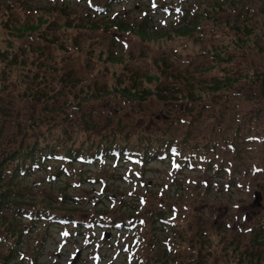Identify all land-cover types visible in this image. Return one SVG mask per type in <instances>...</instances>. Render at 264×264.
I'll list each match as a JSON object with an SVG mask.
<instances>
[{"label":"rangeland","instance_id":"rangeland-1","mask_svg":"<svg viewBox=\"0 0 264 264\" xmlns=\"http://www.w3.org/2000/svg\"><path fill=\"white\" fill-rule=\"evenodd\" d=\"M8 1L0 0V5ZM23 1L31 7L28 12L14 10L13 14L24 17L32 14L35 7H47L50 2H54L56 9L49 10L50 20H73L72 17L77 18L78 13L84 16L88 12V15L99 21L96 5H103L105 0ZM157 1L110 0L108 14L113 16L122 11L125 18L133 19L151 15L156 29L164 30L179 22L182 11H176V5L195 3L196 0ZM246 2L252 12L264 19V0ZM60 4H65L72 9L71 13L74 10L76 14L66 17L60 11ZM241 13L245 12L241 10ZM49 31H57L55 34L59 35L60 40L61 35L76 36L80 46L87 43L97 46L96 52L88 50L91 54L75 50L73 41L67 43L69 52L60 47L53 50V57L58 56L59 64L73 69L74 76L67 73L65 77H60L58 73L55 76H51V72L47 73L50 85H55L53 88L56 90L61 87L60 91L65 92V97L71 98L78 89L74 87L75 90L69 92L65 80H71L79 73L88 74L86 78L90 82L111 80L115 74L101 71L108 60L104 54L97 52L101 45L107 47L111 41L113 47L122 52L136 70L120 71L116 76L122 79L126 75L141 78L140 74L150 67V63L162 51L173 53L176 62L172 68L176 72H183L188 67L186 61H190L197 78L202 81L204 79L201 77H208L218 69L215 67L208 72H201L200 69L204 61L200 48L209 41L208 33L205 40L199 42L192 37L177 39L170 36L160 40L153 37L143 40L130 32L116 34L112 30L101 29L80 31L79 34L74 28L62 29L55 25ZM50 47L48 45V50ZM239 57L245 64L264 69V51H257L254 46L246 48L245 55ZM12 77L18 81L8 82L10 90L5 92L4 102H0V151L13 147L19 141V136H16L19 132L16 127L13 129L8 119L15 123L23 117L22 122H28L30 115L37 114L38 117V111L43 106L33 100L25 105L19 96L26 87L23 76L16 72ZM41 81L42 78L39 83ZM229 92L232 94V91ZM249 93H252L250 87L242 94L237 91L236 96H229L228 93L210 95L204 101H193L195 112L181 111L183 103L177 100L123 102L111 99L108 105L111 108L107 111L98 107L100 123H107V115H112L115 123H126L131 132L168 128V132H174V137L179 140L182 133L190 131L188 139H211L218 147L202 162L196 163L197 169L180 164L177 153L172 154V149L161 152L156 159L141 168L138 166L139 154L127 149L120 150L114 158L100 159L97 163L83 167L89 170L91 180L88 181L79 177L78 169L71 176L63 175L55 181H49L48 173L58 164L51 160L50 171L36 170L27 180L36 185V195L46 200L47 196L60 195L64 190L75 197L66 203V208L71 209L74 217L61 213L56 215L58 217L51 224V221L45 220L33 226L26 220L20 251L7 264H70L78 249L80 252L74 264H264V233L253 239V230L264 223V98L260 95L246 98ZM51 98L53 104L50 106L58 103L56 97ZM70 98L65 99L68 101ZM93 104L98 106L97 101ZM14 105L17 106L16 114L20 116L13 113ZM213 109L216 115L210 114L214 112ZM38 129L39 125L34 123L29 132L38 134ZM125 131V128L120 129V135ZM210 159L211 168H208ZM78 166V163L74 164L75 169ZM141 169L145 172L143 176L136 172ZM256 190L261 195L258 203L254 201ZM97 208L106 210L98 214L102 218L98 221L89 220L96 217ZM158 212H161L160 216ZM78 221H83V224ZM117 221L121 224L117 225ZM46 225L50 227L42 239L41 234ZM105 232L110 236L106 237ZM9 247L8 242H0V255ZM166 249L167 256L160 257L166 253ZM35 255L36 261L33 262Z\"/></svg>","mask_w":264,"mask_h":264},{"label":"trees","instance_id":"trees-1","mask_svg":"<svg viewBox=\"0 0 264 264\" xmlns=\"http://www.w3.org/2000/svg\"><path fill=\"white\" fill-rule=\"evenodd\" d=\"M246 1L196 0L195 3L176 5L175 10L182 11L179 22L165 27L164 30L156 29L151 15H143L139 19L125 18L122 11L113 16L109 15L110 0H105L103 5H96L97 13L100 14L99 21L88 15V12L84 16L78 13L77 18L72 17L73 20L69 18L62 21L57 18L50 20L48 13L49 10L56 9L54 2H50L47 7H35L33 15L28 14L24 17L13 14L14 10L28 12L31 8L30 5L26 6L23 0H9L0 5V102H4L5 92L10 90L8 82L18 81L12 77V74L17 72L23 76V82L26 84L22 89V95L19 94L23 98L22 102L26 105L29 100H33L43 104L38 111V117L37 114L30 115L28 122L23 123L21 120L23 117L17 119L15 123L8 119L13 129L16 127L19 132L16 133L19 141L13 147L0 151V242L10 244L9 249L0 255V264H7V261L20 251L26 220L33 226L37 222L44 223L45 220L51 221V224L58 217L56 215L61 213L73 216L71 209L66 208V203L75 197L64 190L60 195L47 196L46 200L36 195L34 190L36 185L27 180V177L36 170L50 171L52 161L58 164L48 173L49 181H55L63 175L71 176L77 169L79 177L88 181L91 180L89 170L83 167L97 163L100 159L114 158L124 149L140 155L138 159L140 168L150 160L156 159L161 152L166 153L171 149L177 152V161H180V164L185 167L190 165L193 169H197V162H202L212 154L218 144L211 139L200 141L195 137L192 141L188 139L190 131L182 133L178 140L174 137V132H168V128L139 129L131 132L126 123H115L112 115H107V123H100L98 107L102 111L104 109L107 111L111 108L108 107L111 99L123 102L126 100L142 102L147 99L163 102L177 100L183 103L181 111L195 112L193 101L202 99L204 101L213 94L228 93L229 96H236L237 91L242 94L249 87L252 93L247 94L246 98L251 99L256 95L264 98V69L245 64L239 57L245 55L246 48L251 49L253 46L257 51H264V19L252 12ZM159 4L164 6L162 3ZM59 6L66 17L76 14L74 10L71 13L72 9L65 4ZM241 10L245 13H241ZM51 17L54 18L53 15ZM54 25L62 29L74 28L79 34L80 31L98 29L112 30L116 34L122 31L130 32L142 37L143 40L152 37L160 40L170 36L177 39L192 37L201 42L208 33L209 41L200 48V54L204 59L200 69L201 72H208L215 67L218 69L208 77H201L204 79L202 81L197 78L190 61H186L188 67L183 72H176L172 68V64L176 62L173 53L162 51L150 63V67L140 74L141 78L135 79L136 77L126 75L122 79L116 76L120 71L136 70L127 62L126 56L113 47L111 41L107 47L103 44L97 50L108 60L101 71L115 74L111 80L90 82L86 78L88 74L86 76L79 73V76L65 80L69 92L78 87L71 98L65 97V92L60 91L61 87H57L60 90H56L53 88L55 85H50V80L46 78L47 73L51 72V76H55L56 73L60 74V77H65L67 73L74 76L73 69L59 64L58 56L53 57V50L60 47L69 52L67 43L70 41L74 42L75 50L79 51L96 52L97 46L89 43L80 46L76 36L61 35L60 40L59 35L55 34L57 31H49ZM48 45L52 47L49 50ZM61 58L64 61L63 57ZM41 78L42 83H39ZM229 91H232V94ZM51 97H56L58 103L50 106L53 104ZM65 98L70 99L66 101ZM95 101L98 102V106L93 104ZM14 106L13 113L16 114L17 106ZM213 113L216 115L215 110L210 114ZM34 123L39 125L38 132L41 136L39 133L30 134ZM122 128L126 129L125 137L124 134L120 135L119 130ZM131 136L134 138L131 139ZM76 163L79 166L75 169ZM207 167L211 168V159L208 160ZM136 172L141 176L145 173L142 169ZM112 175L115 176L114 173ZM104 211L106 210L103 208H97V214L94 215L96 217L89 220H100L102 217H98V214ZM157 214L160 216L161 212ZM78 222L83 224V221ZM48 227L50 226H44L42 239L46 237ZM261 233L262 235L264 233V223L253 230V239ZM167 254L166 249V253L160 257ZM36 257L37 255L34 256L33 262L36 261Z\"/></svg>","mask_w":264,"mask_h":264},{"label":"water","instance_id":"water-1","mask_svg":"<svg viewBox=\"0 0 264 264\" xmlns=\"http://www.w3.org/2000/svg\"><path fill=\"white\" fill-rule=\"evenodd\" d=\"M260 197H261L260 192L256 190L254 192V198H255L254 201L258 203V200L260 199ZM76 258H77V255L73 258V260L71 262L72 264H74Z\"/></svg>","mask_w":264,"mask_h":264}]
</instances>
